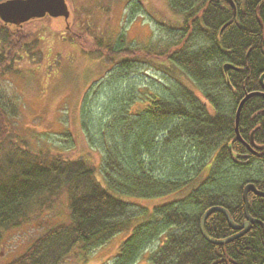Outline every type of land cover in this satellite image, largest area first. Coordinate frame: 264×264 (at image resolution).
<instances>
[{"label": "trees", "instance_id": "trees-1", "mask_svg": "<svg viewBox=\"0 0 264 264\" xmlns=\"http://www.w3.org/2000/svg\"><path fill=\"white\" fill-rule=\"evenodd\" d=\"M231 1L236 13L228 0H168L182 27L169 29L161 45L126 46L123 35L113 41L94 38L91 53L107 56L119 75L136 62L157 66L160 59L162 67L178 69L201 94L179 82L164 84L161 94H151L148 87L138 91L144 98L134 90L115 97L99 126L97 174L89 160H67L8 139L10 119L0 100V232L20 226L29 213L52 209L62 194L67 201L65 218L6 264H63L76 255L75 249L89 253L127 230L113 264H136L145 252L147 264L264 263V196L248 194V213L258 224L242 236L213 244L199 230L202 215L212 206L224 208L241 224L244 186L252 183L264 192V98H249L240 111L238 131L245 143L252 138L251 150L235 139L234 131L239 101L261 89L264 0ZM0 28L3 72L32 36L1 20ZM73 39L80 43L81 36ZM164 157L160 169L157 163ZM195 169L197 178L208 170L196 186ZM245 169L257 174L247 175ZM172 193L182 195L150 209L122 198ZM204 230L214 239L233 233L219 211L206 218Z\"/></svg>", "mask_w": 264, "mask_h": 264}, {"label": "rangeland", "instance_id": "rangeland-1", "mask_svg": "<svg viewBox=\"0 0 264 264\" xmlns=\"http://www.w3.org/2000/svg\"><path fill=\"white\" fill-rule=\"evenodd\" d=\"M66 2L70 11L68 29L61 18L47 15L19 27L24 34H31V43L17 51L7 69L0 72V100L10 119L8 139L18 144L24 140L50 154L60 153L67 160H89L97 174L102 159L98 143L99 126L104 124L115 97L134 90L137 98H144V94L138 91L144 93L148 87L151 94H161L164 84L179 82L198 96L201 94L178 69L162 67L160 59L157 66L145 64V60L136 62L119 75L107 56L91 53L95 37L113 41L123 35L125 45L130 47L144 48L145 44L149 46L153 42L161 45L160 41L169 36V29L182 27V18L173 13L168 0ZM75 36H81L80 43L73 39ZM164 163L165 157L159 158L157 164L160 169ZM196 170L191 171L197 179L195 186L208 172L203 170L197 178L199 172ZM245 170L247 175L257 174L251 169ZM181 195L172 193L153 199L122 198L150 209L179 199ZM66 202L65 194H62L52 209L43 210L40 214L29 213V219L20 226L1 231L0 264L11 261L47 227L63 220L67 213ZM128 234L129 230L118 233L89 253L83 248L75 249L76 255H71L63 264H113L120 241ZM147 257L148 253H143L136 264H147Z\"/></svg>", "mask_w": 264, "mask_h": 264}, {"label": "water", "instance_id": "water-1", "mask_svg": "<svg viewBox=\"0 0 264 264\" xmlns=\"http://www.w3.org/2000/svg\"><path fill=\"white\" fill-rule=\"evenodd\" d=\"M45 15H48L52 18H61V20H63L66 23L65 27L67 29L69 28L68 19L70 16V11H69L66 0H3V1H0V20L4 24H9L15 27H21L23 23L29 20L39 19V18L44 17ZM263 76L264 75H262L261 77V87L264 89V84L262 82ZM254 96H264V94L261 92H257V91L246 93L239 101L237 108H236V112H235V123H234L235 139L243 143L249 150H251L252 147L254 146L252 138L249 144L243 141L238 131V122H239L240 111L244 103L249 98L254 97ZM249 191L253 192L256 195L264 196V192L256 190V188L254 187L252 183H248L247 185L244 186L243 201H244V210H245L246 218L242 224L238 225L235 222H233V220L229 217L227 210L219 206H212L204 212L199 222V230L205 239H207L209 242L213 244H222V243L229 242L243 235L246 232V230L250 227L249 225L250 222L254 221L247 211L248 210L247 209L248 208L247 194ZM215 211H219L223 213L230 227L233 229H240V231L235 235H232V236H229L223 239L211 238L204 230V222L206 218ZM263 231H264V226H263Z\"/></svg>", "mask_w": 264, "mask_h": 264}, {"label": "flooded vegetation", "instance_id": "flooded-vegetation-1", "mask_svg": "<svg viewBox=\"0 0 264 264\" xmlns=\"http://www.w3.org/2000/svg\"><path fill=\"white\" fill-rule=\"evenodd\" d=\"M243 1V0H242ZM228 2H230V4L232 5V7H233V10H234V13H236V10H235V6H234V3L231 1V0H228ZM262 2H260L258 5H260ZM256 10H257V8H256ZM228 24V22L226 23V24H224L223 26H221V30H223L225 27H226V25ZM262 26V25H261ZM263 27V26H262ZM224 69H225V66H224ZM264 75V74H263ZM261 77H262V75L260 76V78H259V83H260V86H261ZM263 78H264V76H263ZM263 78H262V82H263ZM264 84V83H263ZM257 92H261V93H263L264 94V89L261 87V89H259ZM258 97H260V98H264V96H258ZM249 193H253V192H251V191H249L248 192V194ZM248 194H247V196H248ZM242 198H243V192H242ZM248 201V200H247ZM244 202V201H243ZM243 212H244V216H245V218H246V214H245V210L243 209ZM251 216V215H250ZM251 218H252V216H251ZM254 221L253 222H250V227H251V225L253 224V223H256V224H258V221L257 220H255L254 218H252ZM245 219H243V221H244ZM243 221L241 222V224L243 223ZM228 223V222H227ZM237 224V223H236ZM261 224V223H260ZM239 225V224H238ZM230 226V225H229ZM261 226H264V225H261ZM250 227L248 228V229H250ZM233 229V228H232ZM247 229V230H248ZM247 230H246V232H247ZM240 231V229H233V233L230 235V236H232V235H235V234H237L238 232ZM245 232V233H246ZM244 233V234H245ZM242 236V235H241ZM238 238V237H237ZM236 239V238H235Z\"/></svg>", "mask_w": 264, "mask_h": 264}]
</instances>
